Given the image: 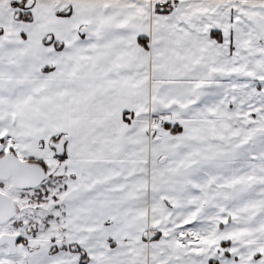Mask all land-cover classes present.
<instances>
[{
	"label": "snow or ice",
	"instance_id": "snow-or-ice-1",
	"mask_svg": "<svg viewBox=\"0 0 264 264\" xmlns=\"http://www.w3.org/2000/svg\"><path fill=\"white\" fill-rule=\"evenodd\" d=\"M0 264H264V0H0Z\"/></svg>",
	"mask_w": 264,
	"mask_h": 264
}]
</instances>
